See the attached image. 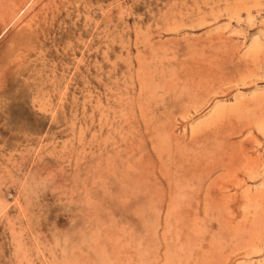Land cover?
Masks as SVG:
<instances>
[{
  "label": "rangeland",
  "instance_id": "rangeland-1",
  "mask_svg": "<svg viewBox=\"0 0 264 264\" xmlns=\"http://www.w3.org/2000/svg\"><path fill=\"white\" fill-rule=\"evenodd\" d=\"M0 264H264V0H0Z\"/></svg>",
  "mask_w": 264,
  "mask_h": 264
},
{
  "label": "bare ground",
  "instance_id": "bare-ground-1",
  "mask_svg": "<svg viewBox=\"0 0 264 264\" xmlns=\"http://www.w3.org/2000/svg\"><path fill=\"white\" fill-rule=\"evenodd\" d=\"M254 43H255V42H254ZM258 47H259V46H258ZM256 49H257V47H256V46H254V44H253V46H252V49H251V50H252V51H253V50L255 51Z\"/></svg>",
  "mask_w": 264,
  "mask_h": 264
}]
</instances>
